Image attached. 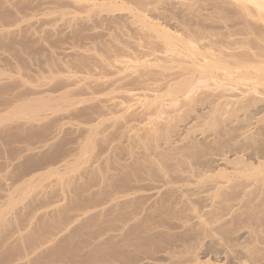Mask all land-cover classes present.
<instances>
[{
	"label": "bare ground",
	"instance_id": "6f19581e",
	"mask_svg": "<svg viewBox=\"0 0 264 264\" xmlns=\"http://www.w3.org/2000/svg\"><path fill=\"white\" fill-rule=\"evenodd\" d=\"M30 1L29 6H38L35 0V5ZM235 2L240 10L236 14L237 19L231 22L236 23L231 24L227 20L235 27L228 25L227 28L224 24L229 30L228 38L224 40H227L223 45L226 46L224 50H220L218 45L222 41L216 44L221 51H218V57L214 54L215 58H209L197 44L186 43L183 37L173 38L181 43L179 47L188 56L193 57L191 63L181 60L180 66V63L172 64L177 66L176 69L181 68L186 75L181 79L178 76L180 80L175 84L170 83L173 86L164 90L167 95L165 99L160 94L154 101L169 99L172 108L175 103H180L185 112L182 114V109V115L179 113L170 121L166 118L169 122L166 120L168 123L164 127L159 124L164 121L152 119L151 126L146 128L145 124L143 132L134 133L135 137H132L142 145L141 148L153 151L151 154L149 151L148 154L139 153L140 148L136 154L129 152L130 161H126L127 156L124 161L125 152L121 155L124 158L114 155L117 145L115 138L111 139L108 129H104L112 120L105 115L112 110L109 109L107 113L101 110L108 109L105 107L110 105L111 98L107 100L104 96L106 100L98 101L101 97H95L93 92L90 96L82 94L84 97H76L69 88L58 96H50L52 94L48 95L47 92L45 96L41 93L39 96L33 95L35 92L31 88L34 86L30 84L32 81L28 83L29 80L22 78L23 70L20 69L21 73L17 70L19 74L15 75L14 71L12 74L0 70V199L2 195L6 197L0 205V264H264V0ZM1 3L9 6L8 10L5 9V18L11 15L16 20L27 2L0 0V6ZM91 5L100 10L116 6L104 2ZM78 15L79 12L62 11L58 17L69 18L71 22ZM2 22L0 50L14 44L13 41L11 44L12 38L6 40L3 37L11 30L4 27ZM236 35L241 37L232 39ZM200 55L207 60L198 62ZM162 67L169 68H166V72L173 69L168 65ZM93 75L86 76L88 79L95 78ZM87 78L83 83H87ZM100 81L103 84L102 79ZM86 83L85 87L88 88ZM92 84L95 86L96 83ZM150 100H146V104L153 107ZM162 102L160 104L163 105ZM169 106L168 109L165 107L166 110H169ZM160 107L157 112L161 115L159 112H163L164 107ZM176 112V109L172 112L174 116ZM115 113L114 120L131 116L120 115L119 112L116 116ZM199 126L205 135L201 133L204 137L202 141L195 135ZM84 127L88 128L87 136L75 139V134ZM130 143L129 140L127 145ZM132 147L129 148H135ZM170 157L171 160L175 158L174 165L169 164L170 160L168 164L165 163L164 160ZM145 158L150 159L147 165ZM29 198L33 205L35 203L33 210L36 211L30 213L29 222L26 219L24 224H27L20 227V215H16L18 211L15 210ZM28 208H32L30 204L23 210ZM11 225L16 228H7Z\"/></svg>",
	"mask_w": 264,
	"mask_h": 264
},
{
	"label": "rangeland",
	"instance_id": "374dc122",
	"mask_svg": "<svg viewBox=\"0 0 264 264\" xmlns=\"http://www.w3.org/2000/svg\"><path fill=\"white\" fill-rule=\"evenodd\" d=\"M24 1L27 2L26 4H28V6L24 3L25 4L24 6H26V8L22 7L20 9V12H19L20 18H18L16 20H15V17L11 16V15L10 16L6 15V18H5V14H4L6 12L5 9L8 10L9 6L7 4L6 5L7 7H5V5H3V3H1V6L2 5L3 6L2 7L0 6V15H1L0 21L1 22L3 21L2 23H4V24H2V25L3 26L5 25L4 27L11 30L10 33L8 32V33L4 34L3 37H5L6 40L7 39L10 40L12 38L10 41H11V44H12V41L14 42V44H12L11 46H8V48H5L4 50L3 49L0 50L1 52H3V54L0 52V54H1L0 62H2V63H0V67L3 64V66L0 68V70L3 69L2 71H5V72L9 71V73L11 72L12 74L14 71V75L17 73L19 74V71L21 73V70H23L21 73V74H23L22 78L23 79L25 78V80L26 79L29 80V81H27L28 83L30 81H32V82H30V84L32 87L34 86L33 88H31V90H33V92H35L33 95L39 96V93H41L40 95H44V93L47 92L46 94H48V95L52 94L50 96H56V95L58 96L62 92H64L65 89L66 90L70 89L71 93H73V95L76 97H77V95H78V97H82V96L84 97V95L90 96L94 93L95 97H98V96L101 97V98L98 97L99 99L97 98L98 101L99 100H106L105 97H107V100H108V97H109V99L111 98V101L108 103L110 105L105 107L108 109L105 110L103 108L101 110V112L104 111V113H105V111L107 113V111L109 109L112 110V112L109 111L110 113L109 112L107 113V116L105 115L106 118H110L112 120L108 121L106 128H104V129L105 130L108 129V131L107 130L106 131H107V133H110L111 139L115 138L114 141L117 145L114 143V146L116 145L114 155L117 154L116 157L120 156V158H124V156H125L124 161L127 157L128 158L126 159V161L128 159H131V154L138 153V151L140 150V148L142 146V145H139V143H137L138 141L136 140L137 141L136 142L135 139L133 138V137H135L137 131L143 132L145 127L147 128V126H151V124L153 123L151 121H153V120L156 121L155 120L156 118H159L158 120L161 122L164 121V123L163 122L160 123L159 121H157V122H159L160 125L162 124L161 125L162 127H164V124L166 125V122L168 121L167 119H169V121H170V120H172L171 117L176 118V116L177 115L179 116V113L183 109L180 107V103L179 104L175 103V105H172L173 106V108H172L171 104L169 103V101H170L169 99L163 101V98L164 97L166 98V96H167V95L165 96L164 90L167 91V88L169 89L170 86H173L172 84H175L178 80H180L183 76L186 75L183 72V70H180L181 68L178 69L179 68L178 67L176 69L177 66H174V65H176V64L178 65L180 63L178 65V66H180L181 63L185 62V61L187 63H189L191 61V58L193 57V56L192 57L188 56L189 54L185 50L180 48L181 43L179 42L180 43L179 44L178 42H175L173 40V38H175V37L176 38L177 37L182 38L183 37L184 42H186V43L190 42L191 44L194 42L193 44L195 46L198 45L197 47H199L201 49V51L203 50L202 51L203 53L205 51V55L207 54V56L209 58H212V57L215 58L216 55H217L216 57H218L219 56L218 54L221 52L220 50H224L226 47V46L224 47L223 45L224 44L226 45L227 40L225 42H224V40L228 38L227 35H228L229 30L227 28L229 26L232 27L231 24L236 23V22L232 23L231 21H235L234 19H237L236 14L240 10L238 4L236 3L237 1L235 2V0H229V1L228 0H226V1L225 0H83V2H82V0H80L81 2L80 1L78 2V0H72V1L63 0V2H62V0L59 2L55 1V0H44V1L43 0H35L37 2L38 6L35 5L36 3H34V0H31V1L30 0H28V1L24 0ZM29 1H30V3H34L35 6H32V5L29 6ZM46 1H47V3H46ZM103 2L104 3H113L116 6L119 4L118 6L120 8L118 6H117L118 8L116 6H112L111 8L108 7L109 9L101 8V10H100V8L96 7V9H95V7H93V5H91V3L92 4L93 3H96V4L101 3L102 4ZM39 3L41 5H39ZM124 4H125V6H123ZM43 5H45V6H43ZM80 5H83V7ZM84 5H86V6H84ZM122 6H123V10L121 9ZM3 7H5V8H3ZM50 7H52V8H50ZM64 7L66 9L71 10V11L65 10ZM23 8H25V9H23ZM78 8H79V11H78ZM91 8H93V9H91ZM116 8L118 10H116ZM62 9H64V10H62ZM45 10H46V12H45ZM61 10L63 12H76L77 14L79 12L78 18L75 21L72 20L70 22L69 18H68L69 19L68 20L67 18L58 17V14H60L62 12ZM86 10L88 13L91 11V14L90 13L88 14L86 12ZM33 11H35V12H33ZM49 11H51V12L56 11L58 13H55V12L51 13ZM223 11H225V12H223ZM22 12L24 13L23 15H22ZM29 12L31 14L32 13H34V14L31 15ZM49 13L52 15H48ZM54 13H55V15H54ZM46 14L48 16H45ZM83 14H85V15H83ZM25 16L27 19L28 18L29 19L27 20L26 18H24ZM37 16L39 18H37ZM8 17H10V18H8ZM21 17L23 19H21ZM47 17H51V18L48 19ZM228 18H230V19H228ZM13 20H14V22H13ZM24 20H26L27 22ZM227 20H230L231 24ZM8 23L10 26L8 25ZM193 23L196 25H194ZM26 24H27V26H26ZM224 24L227 25V28H226V25H224ZM0 27H2L1 23H0ZM4 27H3V29H4ZM11 27H14V29ZM234 27L235 26H233L232 28H234ZM15 28H17V29H15ZM184 28H186V29H184ZM14 30L16 33L14 32ZM196 31H199V33H197ZM220 31H221V33H220ZM20 33H22V35ZM169 33H171V34H169ZM8 34H10L9 38H7ZM223 35L225 38H223ZM14 36H16V37H14ZM24 36H26V37H24ZM38 36H41V37H38ZM199 36L201 38H199ZM205 36H206V38H205ZM211 36L213 39L211 38ZM238 37H241V36L240 35L239 36L238 35L232 36V39H235ZM14 38H15V40H14ZM27 38H28V40H27ZM193 39H194V41H193ZM198 39H199V41H198ZM219 40H220V42L221 41L222 42L219 43ZM206 41H207V43H206ZM215 41H217V42H215ZM43 42H45L46 44ZM16 43L19 45L18 46L19 48L16 47L17 46ZM204 43L206 45H204ZM208 44H209V46H208ZM216 44H218L220 46V48H219V46L217 45L220 50H218V48L216 47ZM13 45H14V47H13ZM167 45H168V47H167ZM221 46L223 48H221ZM15 47L18 50H16ZM177 47L179 49H176ZM82 49L85 51H83ZM200 49H199V51H200ZM206 50H207V52H206ZM13 51H14V53H12ZM18 51L20 52V54H18L19 53ZM86 51L91 53V54L87 53ZM95 51H97V52H95ZM178 51H179V53H178ZM218 51H220V52L218 53ZM16 52H18V53H16ZM92 53H93V55H92ZM214 54H215V56H213ZM8 55H9V57H8ZM50 55H52V56H50ZM99 55L101 56L102 60L101 59L99 60V57H100ZM181 55L183 58L181 57ZM2 56H4V57H2ZM185 57H188V58H186L187 60H185ZM8 58H9V60H8ZM45 58H47V59H45ZM50 58H53V59H50ZM29 59H31V60H29ZM86 59H88L89 63L87 62ZM183 59H184V61H183ZM198 59H199V61H198ZM204 59H203V56L201 57V55H200L197 58V61L203 63L204 61L207 60V58L205 60ZM15 60H17V61H15ZM26 60L27 61L29 60V61L26 62ZM105 60H107L106 61L107 64L105 63ZM181 60H182V62H181ZM99 61H103V62H99ZM73 62H74V64H73ZM79 62H80V64H79ZM22 63H24V64H22ZM103 63L105 65H103ZM16 64H18V66ZM94 64H95V67H94ZM172 64H174V65H172ZM14 65L17 67V69H15L16 67ZM25 65H26V67H25ZM145 65H146V67H145ZM159 65H160V67H159ZM164 65H166V66L168 65V67H170V68L172 67L173 69L169 70V72H166V71H168L167 69H169V68L166 67L167 69L166 68L163 69L162 66H164ZM88 66H90L91 68ZM18 67H20V68H18ZM143 67H144V69H143ZM9 68H10V70H9ZM101 68L104 70H102ZM105 68H107V69H105ZM54 69H55V71H54ZM17 70H19V71L17 72ZM70 70H72V71H70ZM89 70L91 72H88ZM161 70H162V72H161ZM102 71H103V73H102ZM145 72H147L148 74ZM163 72L166 73V76H164L165 74ZM93 73H94V75H93ZM55 74H56V76H55ZM88 74H89V76H88ZM143 74H144V76H143ZM86 75L88 77L93 75L95 78H93V77H91V78L94 81L90 78L91 82H89L90 79H88ZM36 76H38V77H36ZM44 76H45V78L47 77L49 79H47V78L45 79ZM60 76H62V79ZM99 76H101V77H99ZM178 76L180 77V79ZM51 77L53 78V80L54 79L55 80L53 81ZM56 77H57L58 81L56 80ZM64 78H69L70 80L69 79L66 80ZM79 78L81 81L79 80ZM84 78L88 79L87 83L86 82L83 83ZM99 78L102 79L103 84ZM95 79H98V81H99L98 83H101V84L98 85L97 80H95ZM135 79H137V80H135ZM50 80H52V81H50ZM107 80H108V82H107ZM75 81H76V83L74 84L73 82H75ZM85 81H86V79H85ZM104 81L108 85L107 84L105 85ZM144 81L147 82V83H145V85H144ZM36 82L39 84H35ZM46 82L49 83V85ZM66 82H67V84H66ZM32 83H33V85H32ZM85 83H86V85L88 84V86H89L88 88L85 87ZM92 83H96L95 84L96 87ZM170 83H172V84L170 85ZM77 84L80 85V86L78 85V88H77ZM48 86H50V87H48ZM111 86L114 89H112ZM36 87L39 89H37V90L34 89ZM67 88H69V89H67ZM85 88H87V89H85ZM71 89H73L74 92ZM49 91H51V93ZM121 91L123 94L121 93ZM75 92H76V94H74ZM106 92H108V93L110 92L109 94L112 93V96L111 95L109 96V94ZM90 93H92V94H90ZM148 93H150V94H148ZM82 94H84V95H82ZM160 94L163 96V98L161 99L163 101V102L161 101L163 103V105L160 104L161 103L160 101H154V98L156 96H161ZM147 95H148V97H147ZM112 98H113V101H112ZM167 98H169V97H167ZM96 100H95V103L99 104L98 101H96ZM146 100L148 102L150 100L151 105L153 107L148 106V104H146V103H148ZM152 102H153V104H152ZM164 102H166V106H165ZM116 103H117V105H116ZM140 103L142 106L140 105ZM83 105L84 104H81L80 106H83ZM167 105L168 106L170 105L169 110H166V108H165V107H167ZM176 105H178V106H176ZM77 106H79V105H77ZM110 106H112V108ZM147 106L150 107L151 109L149 108L150 109L149 110ZM159 107L160 108L164 107L163 108L164 111L159 112V113H161V115L158 114V112H157V110L159 111ZM167 109H168V107H167ZM172 109H174V111H175V109L177 110V112H176L177 114L175 116H174L175 113L174 114L172 113V112H174ZM126 110H128L129 113H128V111L126 112ZM131 110H133V111H131ZM123 111H124V113H121ZM166 112H168V113L166 114ZM170 112H171L172 116H171ZM184 112L185 111L183 109V112H181V113L183 114ZM111 113H112V116H111ZM113 113H115V114L118 113L120 115L121 114L122 115H125V114L129 115L130 114L131 116H129V117L123 116L124 118L122 117V119L116 120V118H115V120H114L115 116L113 117V115H114ZM181 113H180V115H182ZM118 114L116 116H118ZM143 114H146V115L144 116ZM108 115H110V117H108ZM140 115L142 116V118ZM189 118H187L186 120H189ZM123 119L124 120L126 119L124 121V123H123ZM114 121H116V123ZM118 121H119V123H118ZM111 122L113 124L115 123L114 125L112 124V126H113L112 129L110 128V127H112ZM120 122H122L123 125ZM194 122L197 123V121H194ZM145 124H146V126H145ZM119 125H120V127H119ZM127 125L129 126V128ZM84 128L81 131L77 132L76 134L74 133L75 139L77 137H80L81 139H83V137L85 138L87 136L86 134L88 133L87 132L88 128L87 127H84ZM122 128L125 130V132H124V130H122ZM141 129H143V130H141ZM200 129H201V126L198 127V131L196 132L195 135H196V138H198V137L200 138L198 140L202 141V138L204 140L205 135L203 134V130L202 129L200 130ZM84 131L86 133H84ZM122 131H123V133H122ZM119 132H120V134L121 133L122 134L120 135ZM124 133H125V135L123 136ZM134 133H135V135H134ZM201 133L204 135V137ZM81 135H82V137H81ZM118 135H120V136H118ZM130 135H131V137H130ZM128 139L131 141V143H132V140H134L135 144L137 143L139 146L136 144L137 145V148H136V145L133 144L134 142L132 144L130 143L131 146L127 145V143L129 144ZM119 140H120V143H119ZM161 141H163V140H161ZM132 146H135V148L131 149V148H133ZM129 147H131V148H129ZM4 148H5V146H4ZM121 148L123 149L122 151H121ZM124 149H125V151H124ZM126 149H128L129 151L128 150L126 151ZM130 149L132 151H130ZM136 150H138V151H136ZM148 151H149V154H151L153 149H146L145 150V148H141L139 153L143 152V153L148 154ZM123 152H125V153H123ZM129 152H131V154H129ZM122 153L124 156H121ZM186 154H188L187 151H186ZM129 155H130V157H129ZM143 155H145V154H143ZM146 158H148V156ZM146 158H145V160H146L145 162L147 165L148 164L147 162H150V159H146ZM166 159L164 160L165 163L168 164V162H169L168 160H170L169 164L173 163L171 165H174L173 160H175V158L172 160H171V157L168 158L167 160ZM128 161H130V160H128ZM175 162H176V160H175ZM233 165H235V166L238 165V167L241 166V164L240 165L239 164H237V165L233 164ZM233 165H231V166H233ZM9 183H12V182H9ZM18 184H20V182ZM18 184H16L15 187H17ZM4 199H6V197L4 195H2V197L0 199V205H1V203H3L5 201ZM28 200H30V201H28ZM25 201L26 200H24L23 202H25ZM27 201L25 202L26 204L25 203L19 204L18 205L19 207L16 208L18 210H15L16 212L18 211L16 214L18 216L19 215L21 216L22 213L24 214V216L22 215V219L19 216L18 222L20 223V227L25 226L29 222L30 213H34L33 211H36L35 209L33 210L35 203H34V205L32 204V199L29 198V199H27ZM29 204H30V207H32V208H28L26 210L24 209L25 210V213H24L23 208H25L26 205L29 206ZM36 205H37V203H36ZM20 207H22V208H20ZM21 210H23V212ZM26 221H27V223L24 224V222H26ZM11 226L12 227L7 226V228H9V229L16 228L15 225H11Z\"/></svg>",
	"mask_w": 264,
	"mask_h": 264
}]
</instances>
